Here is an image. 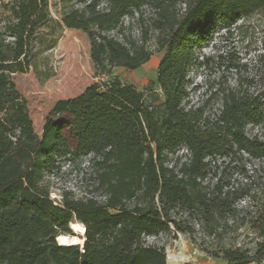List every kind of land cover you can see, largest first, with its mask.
I'll return each instance as SVG.
<instances>
[{"label":"trees","instance_id":"1","mask_svg":"<svg viewBox=\"0 0 264 264\" xmlns=\"http://www.w3.org/2000/svg\"><path fill=\"white\" fill-rule=\"evenodd\" d=\"M8 5L0 28V264H167L165 248L146 238L172 231L224 264H264V190L211 176L217 156L264 159V138L246 131L264 123V96L227 91L214 117L186 106L190 73L210 60L203 51L217 26L264 9V0H83L65 9L62 23L88 34L101 76L149 62L152 40L164 54L144 90L115 77L57 100L42 135L12 75L31 66L32 41L51 20L49 0ZM182 147L186 159L170 158ZM86 154L104 198H52L46 176ZM73 222L85 227L82 246L58 241L73 235ZM240 230L254 246L227 240Z\"/></svg>","mask_w":264,"mask_h":264},{"label":"rangeland","instance_id":"2","mask_svg":"<svg viewBox=\"0 0 264 264\" xmlns=\"http://www.w3.org/2000/svg\"><path fill=\"white\" fill-rule=\"evenodd\" d=\"M81 4L83 0H49L51 20L39 27L32 41L31 66L27 72L12 75L27 101L35 131L39 135H42L46 118L59 99L76 97L93 83L103 84L110 78L118 77L123 83L133 84L140 90H144L151 80L157 79L164 50H156L154 40L150 42L155 49L151 60L139 68L116 67L111 76L97 74L88 34L62 23V12ZM9 19L8 2L0 3L1 29ZM132 29L136 31V26L132 25ZM203 53L210 60L192 69L190 97L186 106H201L206 115L214 117L220 112L227 91L239 90L264 96V9L242 16L234 24L218 25ZM231 64H237V67H229ZM64 118L71 119L67 114ZM61 131L69 145L77 148L78 141L72 126L64 124ZM246 131L249 135L258 134L264 138V123L248 124ZM188 154V150L182 147L170 158L180 156L186 159ZM91 158L92 155L86 154L64 161L57 171L46 176L52 198L59 201L63 192H70L77 198H104L92 174ZM213 175L222 176L234 186L247 185L252 193L260 192L264 190V159L253 158L244 152L217 156L213 159ZM75 236L81 239L79 244L82 246L84 234L75 233ZM231 236H236L238 243L254 246V237L247 235L246 230L241 235L232 232L227 240ZM146 239L165 248L167 264H224L223 260L212 258L197 247L189 235L181 232L172 231Z\"/></svg>","mask_w":264,"mask_h":264},{"label":"bare ground","instance_id":"3","mask_svg":"<svg viewBox=\"0 0 264 264\" xmlns=\"http://www.w3.org/2000/svg\"><path fill=\"white\" fill-rule=\"evenodd\" d=\"M73 229L79 234H85V227L81 223H71ZM60 244H79L81 239L76 236L62 234L57 237ZM83 242V241H82ZM171 260H174L171 258Z\"/></svg>","mask_w":264,"mask_h":264},{"label":"built area","instance_id":"4","mask_svg":"<svg viewBox=\"0 0 264 264\" xmlns=\"http://www.w3.org/2000/svg\"><path fill=\"white\" fill-rule=\"evenodd\" d=\"M9 1H12V0H0V3H5V2H9Z\"/></svg>","mask_w":264,"mask_h":264},{"label":"water","instance_id":"5","mask_svg":"<svg viewBox=\"0 0 264 264\" xmlns=\"http://www.w3.org/2000/svg\"><path fill=\"white\" fill-rule=\"evenodd\" d=\"M71 228H72V227H71ZM72 230H73V228H72ZM73 232H74V234H73V235H70V236H75V233H77V232L74 231V230H73ZM58 241H59V240H58ZM84 242H85V240H84ZM84 242H83V244H84ZM83 244H82V245H83Z\"/></svg>","mask_w":264,"mask_h":264}]
</instances>
